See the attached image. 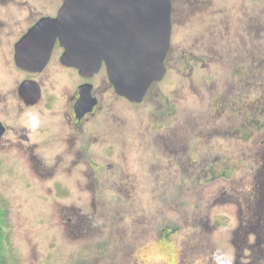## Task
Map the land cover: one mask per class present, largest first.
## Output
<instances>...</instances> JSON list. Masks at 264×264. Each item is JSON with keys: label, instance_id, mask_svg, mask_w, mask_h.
I'll list each match as a JSON object with an SVG mask.
<instances>
[{"label": "flooded vegetation", "instance_id": "obj_1", "mask_svg": "<svg viewBox=\"0 0 264 264\" xmlns=\"http://www.w3.org/2000/svg\"><path fill=\"white\" fill-rule=\"evenodd\" d=\"M170 1L165 73L139 102H131L114 91L105 61L84 71L64 63L57 29L45 25L57 18L64 0H0V159L22 158L42 192L88 200V212L70 210L81 211L73 222L66 218L70 233L94 231L97 198L200 184L199 176L208 172L200 157L214 150L210 141L225 143L238 154L236 134L252 128L243 100L249 78L262 83L264 24L258 20L257 0H239L232 20L226 18L225 0ZM187 17L203 18L196 22L208 23L207 35L180 34ZM217 60L223 66L207 67L209 76L218 69L228 76L240 74L236 83L225 78L226 85L241 89L236 105L226 103L236 111L230 115L239 125L225 131L216 125L222 118L232 120L223 113L225 102L219 104L224 94H215L211 105L217 115L206 123L200 110L187 112L184 84L178 86L183 78L198 75L195 65ZM164 83L175 86L164 88ZM121 103L136 112L127 126ZM141 104L149 107L143 120L138 116Z\"/></svg>", "mask_w": 264, "mask_h": 264}, {"label": "rangeland", "instance_id": "obj_2", "mask_svg": "<svg viewBox=\"0 0 264 264\" xmlns=\"http://www.w3.org/2000/svg\"><path fill=\"white\" fill-rule=\"evenodd\" d=\"M238 1L225 0L228 20L237 17ZM256 3L258 20L264 24V0ZM181 21L184 25L180 34L185 33L188 38L207 35L208 23L196 22L203 18L187 17ZM203 65L194 66L197 76L183 78L178 84H184L187 112L200 110L206 122L217 115L211 102L215 94L222 93L225 97L224 101L219 100V104L225 102L222 112L236 114L226 103L232 101L236 105L241 89L234 83L232 87L226 85L225 78L236 83L240 74L228 76L218 69L214 76H209L207 67L223 66L222 60ZM258 74L262 81L259 85L253 78L248 80V85H254H247L249 93L243 101L244 106L248 104L252 128L236 134L238 154L214 139L210 141L214 150L200 157L208 166V172L197 180L202 183L97 198L94 231L87 235L70 233L66 222L67 217L73 222L81 215L78 214L81 211L72 209L89 211L87 199L64 200L42 192L23 166L22 158L0 159V201L8 214L5 227L8 264H179V260L181 264H264V67ZM120 106L125 125L133 123L136 112L123 103ZM148 110L146 104L139 106L140 119ZM230 116L231 121L222 118L217 122L221 131L239 125L237 119L233 120L236 116ZM249 138L252 142H244ZM238 224L248 226L249 231L246 233L242 228L233 241Z\"/></svg>", "mask_w": 264, "mask_h": 264}, {"label": "water", "instance_id": "obj_3", "mask_svg": "<svg viewBox=\"0 0 264 264\" xmlns=\"http://www.w3.org/2000/svg\"><path fill=\"white\" fill-rule=\"evenodd\" d=\"M170 9V0H64L45 25L57 29L64 63L84 71L105 61L114 91L139 102L165 73Z\"/></svg>", "mask_w": 264, "mask_h": 264}, {"label": "trees", "instance_id": "obj_4", "mask_svg": "<svg viewBox=\"0 0 264 264\" xmlns=\"http://www.w3.org/2000/svg\"><path fill=\"white\" fill-rule=\"evenodd\" d=\"M8 218L7 209L6 206L3 204V202L0 201V264H8V261L6 259V251H7V242H8V236L5 232L6 227V220ZM242 224H238L236 230L233 233V241L235 240V236L239 231H242ZM246 233L249 231V227L245 228L244 230ZM244 232V233H245ZM182 260V259H181ZM182 261H180L179 264H181Z\"/></svg>", "mask_w": 264, "mask_h": 264}]
</instances>
